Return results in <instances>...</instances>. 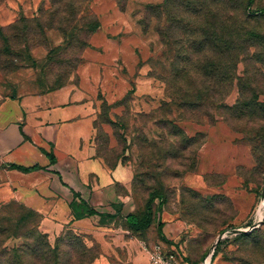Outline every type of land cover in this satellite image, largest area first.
Masks as SVG:
<instances>
[{"label": "rangeland", "instance_id": "rangeland-1", "mask_svg": "<svg viewBox=\"0 0 264 264\" xmlns=\"http://www.w3.org/2000/svg\"><path fill=\"white\" fill-rule=\"evenodd\" d=\"M85 63L101 73L96 155L132 168L133 213L155 194L154 234L181 222L168 243L182 264H264V0H39L0 25V86L12 96L76 83ZM119 205L109 201L100 213L113 218L96 223L128 228ZM25 208L0 206V264H54L8 262L25 239L10 231ZM149 228L128 229L140 238ZM46 236L59 264L104 254L92 235ZM108 261L125 256L113 250Z\"/></svg>", "mask_w": 264, "mask_h": 264}, {"label": "crops", "instance_id": "crops-1", "mask_svg": "<svg viewBox=\"0 0 264 264\" xmlns=\"http://www.w3.org/2000/svg\"><path fill=\"white\" fill-rule=\"evenodd\" d=\"M38 2L3 0L0 25ZM105 52L94 60L106 61L113 54L112 49ZM77 76L76 83L15 96L0 86V206L13 200L34 209L40 214L41 230L52 236L66 229L92 235L104 248L98 264H110L108 256L119 249L125 256L122 264H149L142 242H162L175 249L154 234L155 223L147 235L137 238L119 223L100 225L93 217H73L69 206L73 192L98 212H108L109 201L119 203L123 219L135 209L130 190L132 168L121 162L108 167L96 155L91 137L100 66L85 63ZM46 152L54 157L53 163ZM10 165L39 168L25 172ZM161 230L166 240H172L176 235L171 232L181 230V222L164 223Z\"/></svg>", "mask_w": 264, "mask_h": 264}, {"label": "trees", "instance_id": "trees-1", "mask_svg": "<svg viewBox=\"0 0 264 264\" xmlns=\"http://www.w3.org/2000/svg\"><path fill=\"white\" fill-rule=\"evenodd\" d=\"M97 26H98L97 22H94L92 24L93 29L96 28ZM45 154L50 159V162L53 163L54 157L52 156V154L47 153V152ZM10 167L17 168L25 172L32 171V170L39 168L36 165L30 166V167L10 165ZM73 195H74V198L70 202L69 206H70V209L72 211L74 218L76 219L84 218V217L94 218L95 216H100L104 218H113V215H110V214L102 215V213L95 210L86 200L80 197L79 193L73 192ZM154 198H155V194H151L149 196V198L146 201L145 208L140 215L130 213L125 216L126 224L130 230L140 231V230L146 229L152 224L151 204ZM39 222H40V214L36 212L35 210L29 209V208H25V210L19 213L18 217L14 219L13 228L10 229L12 233L11 237H15V238L24 237L25 239H23V241L20 244L10 248L9 251H7V253L9 254V257L7 258L9 263L10 262L18 263L19 261L22 260L24 256L28 255L32 257L33 261H39V257H40L41 258L40 261L43 260L44 262H48V261L50 262V260H52L53 258V261H54L53 263L59 264V261H58L59 255L57 251L58 249L57 245L59 246V244H56V246L50 245V243L48 242L46 233L42 232L39 229ZM156 228H157L158 237L161 240H163L165 243L169 244L168 240H166L162 234L160 223L157 224ZM254 229L255 228H253L251 231L241 233V234L247 236L249 235V233H252ZM67 239L71 241L70 237H68ZM76 240L78 241L77 238ZM78 243L80 242L78 241ZM94 257H95L94 255L91 256V258L89 259V263H91ZM31 264H34V262H32Z\"/></svg>", "mask_w": 264, "mask_h": 264}, {"label": "built area", "instance_id": "built-area-1", "mask_svg": "<svg viewBox=\"0 0 264 264\" xmlns=\"http://www.w3.org/2000/svg\"><path fill=\"white\" fill-rule=\"evenodd\" d=\"M142 247L147 253L149 264H182L176 249L167 247L162 242H142Z\"/></svg>", "mask_w": 264, "mask_h": 264}, {"label": "water", "instance_id": "water-1", "mask_svg": "<svg viewBox=\"0 0 264 264\" xmlns=\"http://www.w3.org/2000/svg\"><path fill=\"white\" fill-rule=\"evenodd\" d=\"M256 226H251L249 229H246V230H240L238 229L239 233L245 231V232H248V231H251L253 228H255Z\"/></svg>", "mask_w": 264, "mask_h": 264}]
</instances>
